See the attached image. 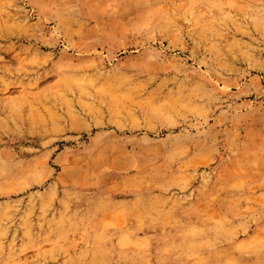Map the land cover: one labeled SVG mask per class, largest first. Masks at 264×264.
I'll use <instances>...</instances> for the list:
<instances>
[{
	"label": "rangeland",
	"instance_id": "obj_1",
	"mask_svg": "<svg viewBox=\"0 0 264 264\" xmlns=\"http://www.w3.org/2000/svg\"><path fill=\"white\" fill-rule=\"evenodd\" d=\"M0 264H264V0H0Z\"/></svg>",
	"mask_w": 264,
	"mask_h": 264
}]
</instances>
